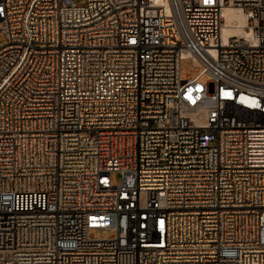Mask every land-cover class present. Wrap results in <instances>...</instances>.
<instances>
[{"label":"built area","instance_id":"2783aa9c","mask_svg":"<svg viewBox=\"0 0 264 264\" xmlns=\"http://www.w3.org/2000/svg\"><path fill=\"white\" fill-rule=\"evenodd\" d=\"M0 264H264V0H0Z\"/></svg>","mask_w":264,"mask_h":264},{"label":"rangeland","instance_id":"374dc122","mask_svg":"<svg viewBox=\"0 0 264 264\" xmlns=\"http://www.w3.org/2000/svg\"><path fill=\"white\" fill-rule=\"evenodd\" d=\"M78 3H84L85 0H76ZM194 65V60L192 58H185L181 61L182 68V76L184 78H196L199 77L201 81H206L208 77L206 75L201 74L202 68L198 67L195 70L192 69ZM121 173L119 171L112 172V182L114 184H119L121 182ZM113 230H91V234H93L96 238H107L113 234Z\"/></svg>","mask_w":264,"mask_h":264},{"label":"bare ground","instance_id":"6f19581e","mask_svg":"<svg viewBox=\"0 0 264 264\" xmlns=\"http://www.w3.org/2000/svg\"><path fill=\"white\" fill-rule=\"evenodd\" d=\"M224 16L227 19V26L224 27L223 37L227 41V36L229 34L236 35H246L247 31L245 29V16L240 9L235 7H227L224 10Z\"/></svg>","mask_w":264,"mask_h":264}]
</instances>
